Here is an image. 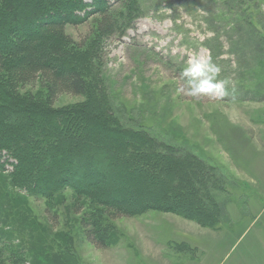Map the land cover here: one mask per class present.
<instances>
[{"label":"rangeland","instance_id":"obj_1","mask_svg":"<svg viewBox=\"0 0 264 264\" xmlns=\"http://www.w3.org/2000/svg\"><path fill=\"white\" fill-rule=\"evenodd\" d=\"M110 2L117 7L121 0ZM137 2L144 13L123 35L99 38L94 16L66 31L81 50L97 47V69L89 73L101 76L90 82V98L107 94L113 113L126 124L186 145L227 172L229 199L218 229L171 212L107 214L111 226L103 245L79 221L86 209L69 189L63 200L30 196L25 214L49 238L70 235L71 264H264V0ZM195 59L220 69L214 82H223L221 92L190 95L184 70ZM42 91L39 80L17 90ZM87 99L65 93L53 105ZM103 176L95 185L106 184ZM19 218L10 216L0 227V264H30L16 256L37 244L40 232L22 230Z\"/></svg>","mask_w":264,"mask_h":264},{"label":"trees","instance_id":"obj_2","mask_svg":"<svg viewBox=\"0 0 264 264\" xmlns=\"http://www.w3.org/2000/svg\"><path fill=\"white\" fill-rule=\"evenodd\" d=\"M139 4L0 0V227L17 215L22 230L40 232L37 244L16 256L20 263L71 264L70 235L49 238L23 209L30 196L63 200L67 189L85 207L86 216L79 221L91 226L87 234L96 243L108 238L107 214L171 212L218 229L229 199L224 196L227 172L186 145L126 124L113 113L107 94L90 98V82L101 76L99 70L96 76L89 73L92 66L97 69V47L81 50L66 31L69 24L94 16L99 38L123 35L143 15ZM35 80L45 92H17ZM65 93L88 99L55 107L53 101ZM104 174L106 184L95 185Z\"/></svg>","mask_w":264,"mask_h":264},{"label":"clouds","instance_id":"obj_3","mask_svg":"<svg viewBox=\"0 0 264 264\" xmlns=\"http://www.w3.org/2000/svg\"><path fill=\"white\" fill-rule=\"evenodd\" d=\"M220 69L207 59L190 60L184 76L190 77V95L212 94L223 90V82H214Z\"/></svg>","mask_w":264,"mask_h":264}]
</instances>
